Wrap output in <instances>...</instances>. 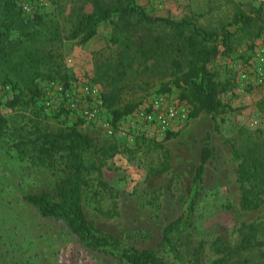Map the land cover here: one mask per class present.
Instances as JSON below:
<instances>
[{"label": "rangeland", "instance_id": "374dc122", "mask_svg": "<svg viewBox=\"0 0 264 264\" xmlns=\"http://www.w3.org/2000/svg\"><path fill=\"white\" fill-rule=\"evenodd\" d=\"M87 0H15L30 9V18L40 17L35 45L57 55L58 68L40 67V96L0 88V114L9 126L34 122L50 132L77 129L94 139L102 156L101 181H93L85 192L82 207L96 235L118 240L117 247L94 248L75 234L65 221L42 217L24 197L46 192L56 200L60 173L30 158H21L13 139L0 137V264H128L122 249L149 251L171 264H233L240 259L264 264L255 246L239 251L222 263L224 247L234 249L242 239V225L256 226V241L264 240V204L257 210L240 208L237 182L238 159L233 146L242 151L256 147L264 156V85H256L249 71L261 50L264 55V0H135L148 14L174 20L188 19L208 30L226 27L233 34L235 50L210 65L215 80L228 82L220 95L224 111L215 116L204 112L190 119L182 131L166 138L138 118L142 103L157 96V90L173 79L166 61L135 59L132 70L119 81L123 103L143 101L115 126L110 110L102 104L103 85L95 83V72L116 59L120 38L111 23H102L87 43L66 37ZM84 11L91 6L84 5ZM239 13L260 26L258 38L248 40L243 25H232ZM253 29V28H252ZM62 40L51 41L54 32ZM249 73L248 80L243 78ZM180 89L163 94L179 100ZM91 114L92 117H89ZM115 147L112 149V147ZM168 155L170 170L157 173ZM205 156L200 184L195 171ZM94 176H96L94 174ZM180 218L168 237L176 246L170 251L164 229Z\"/></svg>", "mask_w": 264, "mask_h": 264}, {"label": "trees", "instance_id": "16d2710c", "mask_svg": "<svg viewBox=\"0 0 264 264\" xmlns=\"http://www.w3.org/2000/svg\"><path fill=\"white\" fill-rule=\"evenodd\" d=\"M85 4L91 6L90 11H84ZM82 6L67 40L85 44L106 22L113 25L120 37H116L120 48L116 59L103 63L94 78L95 83L103 85L102 104L110 110L113 126L143 102L123 103V88L118 85L123 76L132 70L137 58L144 62L166 61L168 76L173 79L163 83L156 95L167 94L173 88L180 89L179 100L191 107L190 119L202 112L214 118L224 111L225 105L220 95L230 89V84L215 80L210 65L218 57L228 56L235 50L233 34L226 27L220 31L208 30L188 19L152 16L135 0H87ZM40 20L39 16L30 18V15H24L15 0H0V88L11 92L21 87L19 94L9 102L10 105L18 101L19 95L24 92L33 99L39 98V81L44 78L40 67L58 68L57 55L52 50L35 45L40 34L35 25ZM253 22L249 15L239 13L230 24L243 25L247 39L254 40L259 37L262 28L253 27ZM60 36L55 31L51 41L62 40ZM173 135L169 132L165 137ZM3 136L13 139V147L21 158H30L60 173L56 200L41 192L24 197L29 205L36 208L42 217L65 221L91 247L118 246L116 238L94 233L82 207L84 194L95 178L99 185L106 187L100 178L102 156L107 155V151L96 149L94 139L80 132L76 126L58 132L44 130L35 122L29 127H11L0 114V137ZM233 153L239 161L236 175L241 190L240 208L257 210L264 204V156L256 147L240 151L233 146ZM168 159L166 155L165 163L157 173L170 170ZM204 163L205 156L195 171L196 184L202 181ZM179 222L180 218L164 229V240L175 254L178 251L168 234L179 226ZM240 233L242 239L237 247L219 248L224 254L222 263L232 255L239 254V251H247L255 246L264 247V240L258 242L255 239L256 226L242 225ZM259 253L264 262V248ZM120 258L128 264H171L149 251L122 249ZM233 264H250V260L238 259Z\"/></svg>", "mask_w": 264, "mask_h": 264}, {"label": "built area", "instance_id": "2783aa9c", "mask_svg": "<svg viewBox=\"0 0 264 264\" xmlns=\"http://www.w3.org/2000/svg\"><path fill=\"white\" fill-rule=\"evenodd\" d=\"M22 9L25 14L30 13L28 6L23 5ZM249 73H252V78ZM249 73L242 75L245 80L251 78L256 85H264V55L261 50L256 54ZM189 114L190 108L187 105L173 103L165 95H157L142 103L137 116L144 124L154 127L161 136H165L169 132L177 133L186 128L190 122ZM88 116L92 117L91 114Z\"/></svg>", "mask_w": 264, "mask_h": 264}]
</instances>
